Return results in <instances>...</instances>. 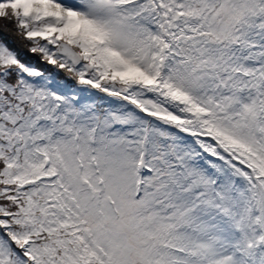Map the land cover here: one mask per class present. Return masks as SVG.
<instances>
[{
  "label": "snow or ice",
  "instance_id": "obj_1",
  "mask_svg": "<svg viewBox=\"0 0 264 264\" xmlns=\"http://www.w3.org/2000/svg\"><path fill=\"white\" fill-rule=\"evenodd\" d=\"M0 264H264V0H0Z\"/></svg>",
  "mask_w": 264,
  "mask_h": 264
}]
</instances>
